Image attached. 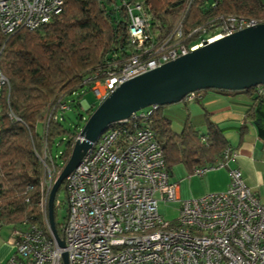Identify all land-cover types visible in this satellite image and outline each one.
<instances>
[{
    "label": "built area",
    "instance_id": "1",
    "mask_svg": "<svg viewBox=\"0 0 264 264\" xmlns=\"http://www.w3.org/2000/svg\"><path fill=\"white\" fill-rule=\"evenodd\" d=\"M122 1L130 48L104 78L91 85L97 105L125 81L184 56L204 42L259 24L256 19L228 15L212 28L192 30L187 36L196 33V40L188 42L183 23L190 0H185L165 33L152 28L151 16L141 2ZM216 2L212 0L213 5ZM63 3L0 0V32L9 35L21 28L35 29L60 13ZM6 86L8 80L0 70V111ZM199 97L195 91L184 99ZM83 100L84 109L92 106L84 100L86 108ZM66 109L61 104V111L49 117L55 120ZM143 110L108 125L66 177L65 200L54 201L55 206L63 203L67 208L64 221L58 223L63 248L46 213L56 168L48 164L44 152L42 223L11 228L8 239L15 251L5 264H63V252L68 264H264V198L245 183L237 167H229L225 190L182 198L180 181L172 179L166 169L163 149L149 120L151 112ZM233 157L228 146L217 163L192 172L201 176L227 166ZM160 201L178 203L173 219L159 213Z\"/></svg>",
    "mask_w": 264,
    "mask_h": 264
},
{
    "label": "trees",
    "instance_id": "2",
    "mask_svg": "<svg viewBox=\"0 0 264 264\" xmlns=\"http://www.w3.org/2000/svg\"><path fill=\"white\" fill-rule=\"evenodd\" d=\"M63 6L50 21L35 29L21 28L9 35L0 32V70L8 80L3 90L0 111V223L10 228L23 223H42L40 205L43 155L48 163L61 169L67 162L79 130L68 133L62 125L66 110H80L81 101L91 85L106 75L130 48L127 13L122 0H63ZM141 2L151 16L152 28L165 33L173 26L185 0H125ZM228 15L252 18L264 23L262 0H190L183 23L186 41L196 40L194 29H208ZM224 94L244 93L250 99L239 131L254 125L264 139V85L244 90L208 89ZM95 101V100H94ZM185 104L187 100H182ZM57 113L53 120L49 113ZM94 104V105H93ZM96 102L86 110H94ZM165 106V105H164ZM164 106L146 108L151 112V127L163 149L166 169L181 161L189 170L209 167L222 158L228 139L208 112L203 113L199 132L192 123L174 131ZM139 111L137 114L141 113ZM12 113L14 117H10ZM79 119L85 122L82 114ZM41 125V131L38 126ZM132 126V125H131ZM67 135V136H66ZM64 148L56 154L52 148ZM51 160V161H50ZM60 173V172H59ZM56 178V176H55ZM65 181L60 186L64 188ZM59 188V189H60ZM56 200V196H55ZM54 200V201H55ZM54 222L59 236L62 231ZM48 215V208H46Z\"/></svg>",
    "mask_w": 264,
    "mask_h": 264
},
{
    "label": "water",
    "instance_id": "3",
    "mask_svg": "<svg viewBox=\"0 0 264 264\" xmlns=\"http://www.w3.org/2000/svg\"><path fill=\"white\" fill-rule=\"evenodd\" d=\"M258 85H264V23L204 42L188 54L119 85L85 120L49 192L48 220L59 247H64V240L54 222L56 193L108 125L148 107L178 103L190 92L244 90ZM62 261L68 264L65 252Z\"/></svg>",
    "mask_w": 264,
    "mask_h": 264
},
{
    "label": "crops",
    "instance_id": "4",
    "mask_svg": "<svg viewBox=\"0 0 264 264\" xmlns=\"http://www.w3.org/2000/svg\"><path fill=\"white\" fill-rule=\"evenodd\" d=\"M203 101L205 107L201 108V113L208 112L209 117L219 125L234 154V157L228 160L227 166L208 170L201 175L202 177L208 175L207 182L213 188L211 192L225 190L229 183V167H237L245 183L264 198V139L259 137L255 126L251 124L244 132L239 131V125L250 104V99L244 93L224 94L209 90L202 94L198 102ZM200 116L203 119V115ZM9 229L11 230L10 226ZM5 243L0 233V264H5L15 251L8 243Z\"/></svg>",
    "mask_w": 264,
    "mask_h": 264
},
{
    "label": "rangeland",
    "instance_id": "5",
    "mask_svg": "<svg viewBox=\"0 0 264 264\" xmlns=\"http://www.w3.org/2000/svg\"><path fill=\"white\" fill-rule=\"evenodd\" d=\"M202 91L203 90H201V92ZM84 100L90 104L95 103L92 91H88L86 93V95L84 96ZM84 100L82 104L86 107V103ZM202 107H205L204 101L200 103L197 100H193L187 102L186 104L183 101H180L178 103L165 105L163 109V113L165 114V116H167L170 119L174 131L180 132L184 128L185 124L189 122L195 125L196 129L199 132H202L205 131V127L202 124H200V122H202V118L200 115L201 114L203 115V113H201L200 111L202 110L201 109ZM86 110H88V108ZM86 110L84 108H81L80 110H75L73 108H70L65 111L64 113L65 119L62 121V125L68 133H72L76 130L81 129L84 122L79 119V114H82L85 118H87L89 114ZM41 128H42L41 125H39L38 130L41 131L42 130ZM63 148H64L63 144H60L57 147H53L52 153L56 154L58 151L62 150ZM192 171L193 169L189 170L188 167L181 161L180 162L177 161L172 164L171 178L180 181V191L182 198L202 196L210 193L213 189L212 185L208 184L207 182L208 175L202 177L200 175L194 174ZM55 172L57 177L60 170L55 169ZM56 199L62 202L65 200L64 188L58 189L56 193ZM177 207H178V203L176 202L160 201L158 203L159 213L168 220H171L176 216ZM66 213H67L66 205L62 203L60 207L56 208V223H62L64 221ZM9 231H10L9 226L3 225L1 227L0 233L3 235L4 241L8 243L13 250H15L14 246L9 243V239H8L10 233ZM5 234H7L8 236Z\"/></svg>",
    "mask_w": 264,
    "mask_h": 264
},
{
    "label": "bare ground",
    "instance_id": "6",
    "mask_svg": "<svg viewBox=\"0 0 264 264\" xmlns=\"http://www.w3.org/2000/svg\"><path fill=\"white\" fill-rule=\"evenodd\" d=\"M55 200V199H54Z\"/></svg>",
    "mask_w": 264,
    "mask_h": 264
}]
</instances>
